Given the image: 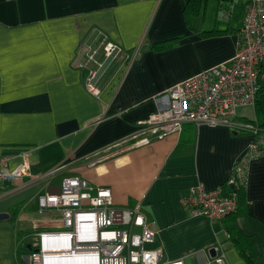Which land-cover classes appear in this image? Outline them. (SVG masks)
<instances>
[{"label": "crops", "instance_id": "obj_1", "mask_svg": "<svg viewBox=\"0 0 264 264\" xmlns=\"http://www.w3.org/2000/svg\"><path fill=\"white\" fill-rule=\"evenodd\" d=\"M247 1L0 0V155L30 163V175L0 184V264H30L35 233L62 226L58 211L39 213L38 198L68 176L110 188L119 207L139 206L158 231L147 247L163 260L264 264V154L249 164L236 214L210 222L181 202L199 182L225 184L251 135L188 122L136 138L170 88L234 56ZM104 39L123 52L105 61L100 51L94 96L75 63ZM238 119L264 124V104L259 115L240 107ZM231 227L250 240L235 241Z\"/></svg>", "mask_w": 264, "mask_h": 264}, {"label": "built area", "instance_id": "obj_2", "mask_svg": "<svg viewBox=\"0 0 264 264\" xmlns=\"http://www.w3.org/2000/svg\"><path fill=\"white\" fill-rule=\"evenodd\" d=\"M245 7L234 56L170 88L162 108L141 122L144 128L136 136L138 144L180 132L188 122L259 133L256 124L238 119V109L254 105L264 82V0H248ZM100 51L105 61H114L123 49L104 39L98 46L87 45L84 58L75 63L86 72L85 87L94 96L100 94L98 80L106 63L99 58ZM263 154L264 134H258L257 139L252 136L225 184L207 189L199 182L181 197V202L192 214L210 222L237 212L238 196L233 190L225 192L224 185H246L250 162ZM21 158L14 163L13 156L0 155V184L30 175L27 154L22 153ZM38 206L39 213L58 211L62 226L35 233L37 241L30 248V264H183L181 260H163L161 248L147 247L156 239L155 222L139 206H117L110 188L68 176L62 179L58 193L40 195ZM211 262L224 264V255Z\"/></svg>", "mask_w": 264, "mask_h": 264}, {"label": "trees", "instance_id": "obj_3", "mask_svg": "<svg viewBox=\"0 0 264 264\" xmlns=\"http://www.w3.org/2000/svg\"><path fill=\"white\" fill-rule=\"evenodd\" d=\"M263 104H264V82H261V85L257 91V94H256V98H255V103H254V106L256 107V110H257V113L258 115L261 113V111H263ZM251 123H254L256 124L259 128H260V131L259 133H256L254 135V133L252 132H249V131H243V133H246V134H249V135H252L255 137V139L258 138V134H264V124L259 120H254V121H250ZM225 186V185H224ZM244 186V185H242ZM231 187V189L237 194L238 196V202H239V206H238V210L237 212H239V209H240V201H241V196H240V191H241V187ZM237 212L229 215V216H232L234 214H236ZM229 216H227L226 218H228ZM230 232L232 234H235L236 233V236H234V240L237 241V242H240V240H250V237L249 236H245L239 229H237L236 227L233 228L231 227L230 228ZM247 256L252 259L253 257V252H251V250L249 249V251L246 253Z\"/></svg>", "mask_w": 264, "mask_h": 264}, {"label": "water", "instance_id": "obj_4", "mask_svg": "<svg viewBox=\"0 0 264 264\" xmlns=\"http://www.w3.org/2000/svg\"><path fill=\"white\" fill-rule=\"evenodd\" d=\"M4 216H5V214H0V218L4 217ZM29 248H31V246H29Z\"/></svg>", "mask_w": 264, "mask_h": 264}, {"label": "rangeland", "instance_id": "obj_5", "mask_svg": "<svg viewBox=\"0 0 264 264\" xmlns=\"http://www.w3.org/2000/svg\"><path fill=\"white\" fill-rule=\"evenodd\" d=\"M136 231H139L138 229H136Z\"/></svg>", "mask_w": 264, "mask_h": 264}]
</instances>
